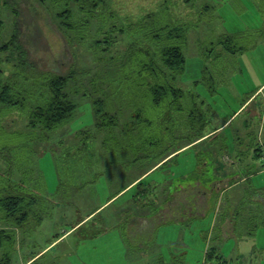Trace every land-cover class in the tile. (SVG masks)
Listing matches in <instances>:
<instances>
[{
	"label": "rangeland",
	"instance_id": "374dc122",
	"mask_svg": "<svg viewBox=\"0 0 264 264\" xmlns=\"http://www.w3.org/2000/svg\"><path fill=\"white\" fill-rule=\"evenodd\" d=\"M79 5L77 0H0V43L17 29L15 48L26 51V62L37 71L47 76L76 72L65 88L75 111L48 135L33 134L26 124L27 110L47 95L45 78L19 75L14 90L27 91L26 107L0 117V172L20 191L39 197L34 209L41 216L38 224L20 228V249L15 236L0 247V264H19L41 250L42 256L31 264H264V205L255 199L264 190V160L256 162L258 169L236 170L223 200L216 202L220 194L213 198L214 210L205 215L202 210L198 218L181 223L161 222L159 216L156 228L151 225L129 237L135 225L132 217L152 215L148 182L168 181L161 189L171 191L175 180L193 174L197 162L213 166L224 153H251L255 143L264 141V91L257 98L259 112H250L253 103H246L202 144L147 172L143 181L94 212L92 220L66 233L91 211L89 207L103 203L174 147L175 124H181L180 132L184 124L185 133L192 130L193 136L200 127L207 132L263 83L264 0H103L84 10ZM66 9L77 24L70 31L57 17ZM150 13L153 18L141 23ZM163 25H180L183 37L153 42L152 33ZM225 37L243 50L226 52L219 44ZM166 43L180 45L185 56L182 70L170 75L184 92L175 105L183 109L174 110L165 102L151 107L143 88L155 79L130 71L131 51L141 56L147 49L156 53ZM0 58L6 79L17 70L18 55L10 51ZM145 58L150 61L151 56ZM135 85L142 96H137ZM196 93L202 100L196 107L203 112L202 122L186 117L198 106ZM95 98L103 100L105 114L99 119L105 124H96ZM140 108L151 126L136 120ZM155 114L159 116L154 119ZM162 114L172 118L164 120ZM224 183H214L218 193ZM142 190L145 203L143 196L136 200ZM207 250L213 253L205 259Z\"/></svg>",
	"mask_w": 264,
	"mask_h": 264
},
{
	"label": "trees",
	"instance_id": "16d2710c",
	"mask_svg": "<svg viewBox=\"0 0 264 264\" xmlns=\"http://www.w3.org/2000/svg\"><path fill=\"white\" fill-rule=\"evenodd\" d=\"M77 1L80 3L79 8H81L82 10L87 7L95 8L101 2H103V0ZM70 16L71 11L69 9L59 12L57 15V17H59L60 19V26L69 31L71 29H74V27L77 25L75 22L70 20ZM152 18V13L147 14L143 22L141 23H148ZM16 33L17 29L12 33L9 40H5L0 43V53L4 55L7 52L13 51L18 55L17 64L15 65L17 70L10 74L6 79L3 78V70L1 68V64L4 61H2V59L0 58V117L4 116L12 109H24L26 107L25 100L28 95L27 91H25L21 87H19L17 91L14 90V88L16 87L15 85L18 84L19 75H23V79L31 78L32 80H36L39 78H45L44 81L47 82L45 84L47 88L46 90L48 91L46 92L47 95H44L43 103L37 104L31 109L27 110L26 124L30 129L29 131L33 134H36V131H39L41 134L48 135V133L58 125L62 124L63 122H67L75 111L76 105L70 99L68 94L69 92L67 93L65 88L71 77H73V74H76V72L70 71L66 73L57 71L52 72V74L47 76L45 73L37 71L30 63L26 62V51L20 48H15ZM182 35L183 31L180 25H163L155 30L154 33H152L151 39L153 42H159V39H161V37L167 40H179L183 37ZM95 42H99V40H95ZM219 44H221L223 46V49L228 53L235 54L236 52L243 50L242 47L233 46L231 44L230 37L222 38V40L219 41ZM103 49L104 48L102 47L101 50ZM105 49L109 51L110 46L106 47ZM151 53L153 56L151 55ZM136 55L140 58L134 59L135 57H137ZM146 55L151 56L150 61L146 60ZM129 59L131 60V73L136 72L141 76L146 75L147 78H150L152 80L155 79L153 82H149L150 80L147 81V84L143 88L147 89L145 91V94L148 93L150 97L149 103L151 107H155L156 109L158 107H162L166 103L171 105L174 110L178 108L183 109L178 107L179 105H175L177 101L184 97V92L181 88L173 83L175 76H170L171 74L180 72L185 62V56L180 45L166 43L161 46L156 53L152 52L150 49L144 50L142 56L136 54V52L133 50L131 51ZM27 67H31V70H29L28 72L22 71V69L25 70L27 69ZM165 75L167 76V78H169L170 76V81H164ZM133 88L136 89L137 96H142V94L144 93L142 91L141 94L137 89L138 86L136 85ZM251 95L252 93L246 94L245 99H243L242 103H246ZM93 103L94 113L99 120V122L96 124H105V122H100L99 119L102 115L105 114L102 107L103 100H101L100 98H95ZM166 110V112H169L172 115L170 110H168L167 108ZM139 111H136L135 116L138 123L139 121H141L151 126L152 123L150 117H147L148 114L146 115V117H144L141 114V108L139 109ZM171 115H169L168 117V114L165 116L162 114L161 117L164 120H167L169 118H172ZM202 115L203 112L196 107H193L188 114V116L190 117L189 119L192 122H202ZM158 116L159 114H155L154 119ZM1 127L2 125L0 124V128ZM261 142L262 143H255L252 148V154L258 161H262L261 157L264 149V141ZM206 163V160H203L201 162L200 168L197 169L199 170V173L196 172V174L191 175L184 180H175L174 184L172 185L171 191L168 190L167 194L165 193V197L162 203H159L155 197L148 198L151 204V209L153 211L152 215L132 217V222L135 225L130 227V235H132V233L135 235L136 233L144 231V229L148 230L151 225L152 229L156 228L155 224L158 223L157 218L159 216L161 222H185L189 218H198V215L196 214H198L202 210L204 211L203 215H205L210 208L214 210L215 208H213V206H216L215 203L219 202V200H223L224 192L232 183H234L231 181V179L232 177H235L233 175H236V173H233V175L229 176V178L220 177L213 171V167H217L216 164L214 163L213 166H205ZM260 164L264 166V162ZM259 167L260 165H258L256 168L258 169ZM220 169H223V167H220ZM218 171L220 172V170ZM3 178L7 180L6 184ZM217 179L223 183L225 180L227 181L226 184L224 183L219 193L217 191L218 187L216 188L215 186H213ZM8 180L9 179H7L2 172H0L1 219L19 228L28 226L31 227L33 226V224H38L41 220V216L39 214V210L34 209V205L38 202L39 197H35L33 195L20 191L19 187L16 186V183L11 184L12 182H9ZM218 194L221 195L220 199H217V201L215 200V203H212L213 198L217 197ZM255 199H257L258 202H261L264 205V190H262L260 194L255 197ZM141 227L143 228V230ZM134 235L129 237L132 238L134 237ZM13 239L14 237L12 232L0 230V247L12 243ZM212 253L213 250H207L205 259L211 257ZM217 256L220 258L219 254H217ZM219 261L221 263L226 262L225 259H220Z\"/></svg>",
	"mask_w": 264,
	"mask_h": 264
},
{
	"label": "crops",
	"instance_id": "0c3cea01",
	"mask_svg": "<svg viewBox=\"0 0 264 264\" xmlns=\"http://www.w3.org/2000/svg\"><path fill=\"white\" fill-rule=\"evenodd\" d=\"M263 86H264V81H263V83H261L260 85H258L256 87V89H255L256 91L254 93H252L251 97L246 101V103H248V104L253 103L252 105L254 107L249 109V111L252 112V113L253 112L257 113V112L260 111V108H262V107H260L257 104V102H258L257 98L260 96L259 94L263 93V91H264V90H262ZM179 88H181V87H179ZM196 96H197L198 106H196V105H194V106L195 107H199L200 103H202V100L199 98L198 94ZM246 103L243 104L241 102V105L237 108L236 111H233L232 114L228 115V117L224 121H222L221 123H216V125H214L211 128V130H209L207 132H203L201 127H200L199 130H198V135H196V136H193L192 130H190L189 133L186 134L185 131H184V124H183V131H181V132H180L181 124H175L174 128L172 127L174 129V131L172 133L173 134V138H177V140H175L173 142L175 144V146L171 147V149L166 150L165 153L150 168H148L145 172L141 173L140 175H137L132 181H130L128 184H126L124 187H122V189H119L114 195H111V196L107 197L103 203L98 204V205H92L91 207H89V208H91V211H89L88 214L84 218H82V219L78 220L77 222H75V224H73L70 227V229H68L66 231V233L69 232V231L72 232V230L74 228L77 229V228L81 227V225H84L86 222H89L90 220H92L94 215L92 216V218H91V215L94 212H96L99 208H101L107 202L115 199L113 197L117 196V194H124V193H121V192H123L131 184L135 183V185H136V184L140 183L141 181H143L145 176L148 175L150 172H152L154 170V168H158V167L164 165L167 161H170L176 155H179L180 153L185 152L186 150L190 149L191 147H194V146L196 147L200 143L202 144L204 141H206L209 138L210 135H212L213 133L217 132L218 129H220L225 124H227V122L232 118V116L234 114H236V112L241 107H243ZM256 107L258 108L257 111L255 110ZM262 115L264 116V110L262 111ZM186 117H188L187 114H186ZM245 124H248V123H245ZM190 128H192V127H190ZM220 160H221V162L218 163L219 164L218 165L217 162H216L217 159H215V164H216L217 167H215V168L213 167V171L218 176L226 177V178H229V176H232L233 173H235L236 170L239 171L240 169H244V167H245V170L249 169V168L251 170L252 168H256L258 166V164L256 163V162H258V160L253 156L252 152L245 154L242 151H238L236 149L231 154H228V153L222 154ZM241 161H243V162L244 161H248V162L245 163V165H242V163H240ZM199 162H197L198 164H196L195 170H194L192 175L196 174L197 169L200 168L201 162L200 163ZM220 167L221 168L223 167V169H220ZM218 170H220V172ZM147 172H149V173L146 174ZM234 176H237V175H234ZM167 183H168V181L163 182V183H158V184L155 183L154 181L148 182L147 186H148V188H151L152 192H153V195H149L148 197L149 198L155 197L159 203H162L163 199L165 197V193L167 194L168 190L167 189L165 190L164 188L161 189V187L164 186L166 188L167 187ZM230 187H231V185L227 189H229ZM145 192L146 191L142 190L137 195L136 200L142 199V196H143L144 197V203H145V201L147 200ZM135 201L132 200L131 203L135 202ZM141 205H143V203H141ZM147 214H149V213H147ZM147 214H143V215L142 214H137L135 216H144V215L146 216ZM96 215H97V213H96ZM175 222L181 223V221H175ZM0 230H6V231L12 232L13 236L16 237V239L14 238L15 241L18 239L17 242H18L19 249L21 248V244H20V239H21L20 228L15 226V225H13V224H11V223H8V222H5L4 220H2L1 219V214H0ZM62 236L63 235H60L55 240L51 241L50 244L47 247H49L51 244H53L56 240H58ZM42 251L43 250H41V251H39L37 253H34L33 255H30V256L27 255V258L26 259H22L19 264H31V263H33L39 256H42V254H43Z\"/></svg>",
	"mask_w": 264,
	"mask_h": 264
},
{
	"label": "built area",
	"instance_id": "2783aa9c",
	"mask_svg": "<svg viewBox=\"0 0 264 264\" xmlns=\"http://www.w3.org/2000/svg\"><path fill=\"white\" fill-rule=\"evenodd\" d=\"M261 158H262L261 160H264V149H263V153H262V157Z\"/></svg>",
	"mask_w": 264,
	"mask_h": 264
}]
</instances>
